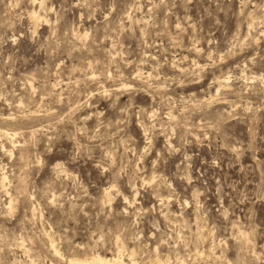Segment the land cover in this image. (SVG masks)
<instances>
[{"label": "clouds", "instance_id": "clouds-1", "mask_svg": "<svg viewBox=\"0 0 264 264\" xmlns=\"http://www.w3.org/2000/svg\"><path fill=\"white\" fill-rule=\"evenodd\" d=\"M0 264H264V0H0Z\"/></svg>", "mask_w": 264, "mask_h": 264}, {"label": "rangeland", "instance_id": "rangeland-1", "mask_svg": "<svg viewBox=\"0 0 264 264\" xmlns=\"http://www.w3.org/2000/svg\"><path fill=\"white\" fill-rule=\"evenodd\" d=\"M202 5L197 3L193 8H192V15L194 18L199 17L200 12H201Z\"/></svg>", "mask_w": 264, "mask_h": 264}]
</instances>
